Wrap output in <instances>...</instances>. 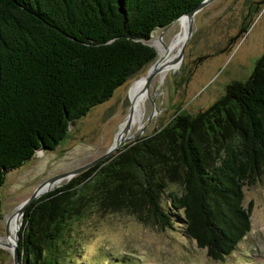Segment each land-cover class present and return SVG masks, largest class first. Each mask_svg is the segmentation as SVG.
Segmentation results:
<instances>
[{"label":"trees","instance_id":"1","mask_svg":"<svg viewBox=\"0 0 264 264\" xmlns=\"http://www.w3.org/2000/svg\"><path fill=\"white\" fill-rule=\"evenodd\" d=\"M200 0H0V184L35 149L155 58L157 26ZM177 19V18H176ZM264 174V48L243 80L194 114L177 112L33 199L17 231L20 264H61L70 228L91 207L171 226L223 259L250 227L242 185ZM168 207L159 196L168 183Z\"/></svg>","mask_w":264,"mask_h":264},{"label":"rangeland","instance_id":"2","mask_svg":"<svg viewBox=\"0 0 264 264\" xmlns=\"http://www.w3.org/2000/svg\"><path fill=\"white\" fill-rule=\"evenodd\" d=\"M178 20L164 28L155 27L147 41L157 47L154 42L160 40L170 47L181 31ZM177 48L169 50L173 58ZM263 48L264 0H212L205 4L193 16L181 60L167 68L170 70L162 82L151 79L149 96L155 112L137 137L125 140L118 148L151 133L177 110L194 114L206 107L223 92L226 83L247 77ZM155 51L156 61L161 55ZM152 61L118 85L108 99L70 122L65 137L54 148L35 149L20 166L6 172L0 184V237L6 235L5 222L11 221L18 202L37 183L98 156L110 145L128 110L132 115L135 111L130 86L145 74ZM140 110L144 111L142 121L131 126L128 134H136L151 111L148 98ZM170 189L178 191L179 186L170 182L160 193L163 207H168L166 192ZM242 192V205L249 206L250 227L223 259H212L203 247L196 246L184 230L180 211L172 215L171 226L162 228L151 217L141 221L126 211L91 207L72 222L75 250L68 252L61 264H264V174L253 183H244ZM10 247L0 243V264H12Z\"/></svg>","mask_w":264,"mask_h":264},{"label":"water","instance_id":"3","mask_svg":"<svg viewBox=\"0 0 264 264\" xmlns=\"http://www.w3.org/2000/svg\"><path fill=\"white\" fill-rule=\"evenodd\" d=\"M212 0H200L196 5H194L193 7L189 8L188 10L184 11L183 13H181L180 15H178L177 17H175L174 19H172L171 21L175 20L176 18H178L179 16H185L187 18V26H186V32L185 35L183 37V40L181 42V44L178 46L176 54L173 58V62L177 63L181 60L182 57V53H183V48L184 45L187 41V39L189 38L190 34H191V29H192V20H193V16L194 14L200 9L202 8L205 4H207L208 2H210ZM170 21V22H171ZM166 25L162 26L163 28L166 27ZM149 45L153 46V48L155 49V46L153 43H150L148 41H146ZM159 70L158 66L155 64V59H153V61L149 64L148 68L146 69V72L144 74V80H143V85L146 88L149 85V82L151 81L152 77L155 75V73ZM148 100L150 101L151 104V111L149 112V114L146 116L144 122L140 125V130L136 133V134H128V131L131 127V112L130 110H128L124 120L122 122H120L119 126H120V130L118 127V130L115 134V137L113 139V141L110 143V145L98 156L78 165L75 166L69 170H65V171H61L55 174H52L48 177H46L44 180L40 181L39 183H37L32 191L25 196L21 201L18 202V204L16 205L14 211L12 213L16 214V215H20L22 218L23 215V211L25 209V207L36 197H38L42 192H44L45 190H43V186L46 185H50L46 190L50 189L53 185V182H55L57 179L61 178V177H71L77 173H79L80 171L92 166L93 164L97 163L98 161H100L101 159H103L105 156H107L108 154L114 152L125 140L128 139H132L138 136L139 132L142 130L143 126L145 125V123L148 121V119L151 117V115L155 112L156 108L154 105V101L153 99L148 95ZM52 185V186H51ZM21 223V221H20ZM20 223H18L17 225V230L20 226ZM17 230L15 233V240L13 242V245L10 249L11 251V255H12V264H20L19 261V255L17 252Z\"/></svg>","mask_w":264,"mask_h":264},{"label":"bare ground","instance_id":"4","mask_svg":"<svg viewBox=\"0 0 264 264\" xmlns=\"http://www.w3.org/2000/svg\"><path fill=\"white\" fill-rule=\"evenodd\" d=\"M176 20H178V23H180L181 31L172 40V45L170 47L165 46L164 44L160 43V40H158V41L155 40V42H154V43H157V47H155V50L157 49V51L161 55V57H159L155 61V64L158 66L159 70L155 73V75L152 78L157 79L159 82L163 81L167 71L170 70L167 68H170L169 66H173V64L175 63V62H173V57H172L173 54H171V52H169V50L172 47L177 48L179 46V41L183 40V37H184L185 32H186L187 18L185 16H179L177 19H175V21ZM143 80H144V75L142 77L138 78L130 86L129 97L130 98L132 97L131 99H133V103L136 106L133 115L131 114V126H134L135 124H137V122L141 123L142 117L144 115V111L141 112L140 108L141 107L145 108V101L149 95L151 81L149 82V85L145 88L143 85ZM143 110H145V109H143ZM119 130H120V128H119ZM64 178H67V177L65 176V177H61V178L57 179L55 182H53L52 185L59 183ZM49 186L50 185L43 186L42 189L46 190ZM55 186H57V185H55ZM12 214H13V217H12L11 221L9 222L10 219H7L5 222V227H6V231H7L6 235L3 237H0V243L7 244L11 247H12L13 242L15 240V233L17 230V225L21 221L20 215H16L14 213H12ZM8 222H9V226H8ZM7 227H8V229H7Z\"/></svg>","mask_w":264,"mask_h":264}]
</instances>
